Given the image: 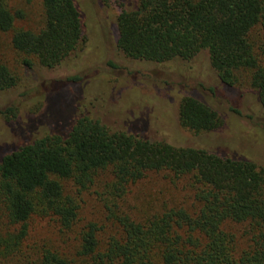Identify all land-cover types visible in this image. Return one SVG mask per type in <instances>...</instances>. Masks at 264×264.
Returning a JSON list of instances; mask_svg holds the SVG:
<instances>
[{
    "label": "trees",
    "instance_id": "1",
    "mask_svg": "<svg viewBox=\"0 0 264 264\" xmlns=\"http://www.w3.org/2000/svg\"><path fill=\"white\" fill-rule=\"evenodd\" d=\"M39 2L43 23L33 30L16 27L24 13L0 0V33L11 34L21 69L56 68L85 45L74 0ZM115 44L126 58L155 64L206 51L220 83L248 84L264 110V0H135L117 18ZM19 82L0 61V92ZM222 123L198 97L180 100L178 124L192 138ZM137 129L113 130L79 114L65 131H37L0 149V202L7 225L17 227L0 223V264H264V169L201 143L150 140ZM151 173L168 174L182 201L134 211L131 188ZM93 189L97 221L83 217L82 197ZM34 218L75 232L72 249L67 239L32 235Z\"/></svg>",
    "mask_w": 264,
    "mask_h": 264
},
{
    "label": "rangeland",
    "instance_id": "2",
    "mask_svg": "<svg viewBox=\"0 0 264 264\" xmlns=\"http://www.w3.org/2000/svg\"><path fill=\"white\" fill-rule=\"evenodd\" d=\"M74 1L82 16L85 45L56 68H19L11 34L0 33V61L20 77L16 87L0 92V149L12 150L52 127L65 131L74 116L86 114L113 130L138 128L150 140L178 146L201 143L200 148L249 158L264 169V110L248 84L236 89L222 85L206 51L189 61L175 59L163 64L128 59L116 48L117 18L121 11L132 9L135 0ZM8 4L25 15L16 21V27L37 30L42 26L39 0H8ZM186 95L198 97L222 117L217 131L194 139L179 126L178 106ZM172 184L168 174L151 173L131 188L128 205L149 214L165 199L182 201ZM82 199L83 217L100 219L94 189ZM0 223L10 231L17 228L7 225L1 202ZM28 230L42 240L52 238L60 243L67 239L71 249L75 243V232L61 234L48 219L34 218Z\"/></svg>",
    "mask_w": 264,
    "mask_h": 264
}]
</instances>
